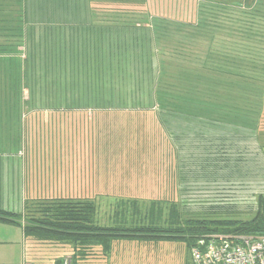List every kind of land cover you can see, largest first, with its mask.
Segmentation results:
<instances>
[{"label":"crops","instance_id":"0c3cea01","mask_svg":"<svg viewBox=\"0 0 264 264\" xmlns=\"http://www.w3.org/2000/svg\"><path fill=\"white\" fill-rule=\"evenodd\" d=\"M32 1L26 20L45 51L29 56L28 74L37 78L41 67L44 100L0 101L1 210L25 218L44 200L82 199L96 204L100 226L129 225L144 221V207L157 215L164 206L209 204L208 191L193 190L200 182L261 173L259 120L228 118L223 103L208 100V87L173 85L162 90L172 100L158 99V79L191 72L192 62L211 77V39L199 30L217 15L228 24V7L158 13L148 0ZM22 226L0 221V264H20Z\"/></svg>","mask_w":264,"mask_h":264},{"label":"trees","instance_id":"16d2710c","mask_svg":"<svg viewBox=\"0 0 264 264\" xmlns=\"http://www.w3.org/2000/svg\"><path fill=\"white\" fill-rule=\"evenodd\" d=\"M10 1H0V16H2V20H0L2 39L0 59L2 58V62L5 63L4 67L0 68V75L2 74L0 101L44 100L43 80L38 78L41 67L37 68V78L35 79L29 78L28 67L30 65L29 56L36 55L37 57V55L43 54L45 49L43 45L35 43V32L28 26L27 14H25L28 0H20L21 8L18 12L14 11V14L12 5H17L11 4ZM215 2L212 3L219 7L221 5L223 8L228 7V10L231 8L232 11H228V26L225 27L224 32L223 25L219 27L217 20L206 27L207 32L203 28L199 30L202 36L205 32L206 36L211 39V44L207 47V57H212V62L207 60V66L209 63L212 66L211 77H204L199 71L198 66L203 63L190 62L194 66L192 70L195 71H182L181 76L177 78L169 76L163 79L161 76L158 79V99L172 100V95L170 97L168 92L162 90L168 91L173 85H180L187 91L188 87H208L212 89V92L209 90L211 95L208 100H213V104L223 103L222 108L228 118L244 117L250 123L259 120V127L264 128V87L262 91H259L255 86L258 82L264 84V61H254L257 56L264 55V0H221ZM209 7H205V12L201 8L202 13H206ZM214 15L216 14L214 13ZM200 22L205 23V20L202 19ZM219 34L223 36V39L218 40ZM20 48H23L24 51ZM18 54L25 55L21 73L18 70L19 63L10 59L18 57ZM197 54H199L198 51ZM243 67H245V72L240 71ZM12 70L16 77L14 87L9 74ZM193 88H191V92H193ZM23 89L27 92L26 99L23 96ZM196 94L194 95L199 97L200 94L197 92ZM240 110L244 111V115L240 114L242 112ZM224 116H226L225 113H223ZM218 183L217 181L202 182L204 187L201 188L207 190L209 189L206 187L207 185H211L210 189L217 188L214 185L221 186ZM199 185L198 183L197 186ZM205 193L209 199V204L204 205L206 209L200 212H191L178 205H172L169 206L168 217L162 223L163 207L158 219L154 221L152 219L150 223L138 222L103 227L96 223L97 207L93 201L71 198L39 202L35 208L26 211L24 223L21 221L23 217L21 213L0 209V221L23 225L25 236L28 239L36 240L37 245H69L73 250V264L87 261L94 254L95 248L101 249L100 257L102 255L109 256L113 250L114 242L120 240L157 243L163 240L182 239L187 242L191 250L198 245L200 240H207L214 234L264 236V196H259L258 209L253 217L245 219L237 213L221 214L227 212L222 208L226 206L225 203H221L224 199H217L214 191ZM232 201L237 204L234 200ZM62 263V260L58 261V264Z\"/></svg>","mask_w":264,"mask_h":264},{"label":"rangeland","instance_id":"374dc122","mask_svg":"<svg viewBox=\"0 0 264 264\" xmlns=\"http://www.w3.org/2000/svg\"><path fill=\"white\" fill-rule=\"evenodd\" d=\"M19 1L20 0L10 1L11 4L14 3L15 5H17L12 7V10L15 12L16 11L18 12L19 9L21 8V5H19ZM215 1L220 2L221 0H148V5L152 12H158V13H161L163 10H166L167 12L168 8L174 7L173 5L179 8L180 7L187 8L196 5L203 8V11L205 12V7L210 6L211 8L214 7V5H216L212 3ZM32 2H33L32 4H35L37 2H43V0H33ZM45 2L46 0L44 1V4ZM5 8L7 9V7ZM40 9L42 10L43 7L40 6ZM229 11H232L231 8H229ZM211 14L212 13H210L209 16H212ZM224 15L225 14H223V16L219 15L218 17H213L212 20V22L217 20L218 22L217 25L219 27H222L223 25V32L225 30V27L228 26L226 24V18ZM180 16L183 17V14ZM0 20H2V16H0ZM222 22H224L225 24ZM0 26H1V22H0ZM184 29L186 30L187 28ZM181 33H184L183 30L181 31ZM220 38L223 39V36L219 34L218 40H221ZM1 42L2 39L0 34V43ZM20 49L24 51L23 48ZM201 49H204V47H197L198 52ZM18 55H19L18 57H13L10 59L19 63L18 70L19 73H21L20 71H22L23 69L22 61L25 58V55L24 54H18ZM2 61L3 59L1 58L0 59L1 69L5 65V63ZM20 66H21V70H20ZM8 69H9V65H8ZM25 70L27 69L25 68ZM9 74L12 80V84H14L13 85L14 87L15 78H16L14 70H12ZM260 76H262V74ZM0 83H2V74L0 75ZM255 86L259 91H262L264 84L258 82L256 83ZM0 93H2L1 86H0ZM23 96L24 99H26L27 92L25 91V89H23ZM14 124H19V122L15 121ZM17 128L18 126H14V130L16 131L15 134L16 133L18 134L19 131H21V135L25 134L24 129L22 130L23 126L22 128L19 129ZM260 139H261V144L264 146V134ZM2 144L3 143H0V146H2ZM19 144L20 143H5L6 146L5 148L15 149L18 147ZM22 144L23 142L21 143V146ZM38 144L40 143L34 141L28 142V146L31 145V148H34V146ZM263 155H264V150H263ZM259 171H261V173H257V171H251V170L245 171V173L241 175H237L238 177L234 179L219 181L221 186L214 185V187L217 188L210 189L211 185H207L206 187L209 188L207 190H203L201 188L204 186L202 182H200L199 183L200 185L194 187L193 190L198 191L201 188L203 191H209L210 193L214 191L218 199H224L223 201H221V203L226 204V206H223L222 208L226 209L223 211H227V212L221 214L237 213V215H241V217L248 219L253 217V215L257 212L259 196L260 195L264 196V168L262 167ZM232 200H234L237 204H234ZM163 208H164L165 216L163 215L161 223L165 220V218L168 217V211H169V206H164ZM183 208L186 211L200 212L206 209V206L196 204V205L184 206ZM144 209L148 211L147 213L143 214L145 215V217H143L144 221L142 220L141 221L142 223L143 222L150 223L152 219L153 221L158 219L159 213L157 215H149L150 214L149 209H151V207H144ZM21 221L23 223L25 222V219L22 218ZM72 251L73 250L69 245H64V246L50 245L49 248H44L42 246L36 247L35 243L33 242V239L29 238L26 239L24 249L22 250L20 264H56L59 260L63 261L65 258L68 257L72 259V254H73ZM93 253L94 254H92V256L89 257L87 261L81 264H189L191 258L188 244L185 240L182 239L163 240L157 243L146 242V241L139 242L132 240H120L114 242L113 250L111 254L107 257H104L103 255L102 257L99 256V254L101 255L102 253L100 248H95Z\"/></svg>","mask_w":264,"mask_h":264},{"label":"built area","instance_id":"2783aa9c","mask_svg":"<svg viewBox=\"0 0 264 264\" xmlns=\"http://www.w3.org/2000/svg\"><path fill=\"white\" fill-rule=\"evenodd\" d=\"M189 264H264V236L214 234L190 250ZM62 264H73L70 257Z\"/></svg>","mask_w":264,"mask_h":264}]
</instances>
